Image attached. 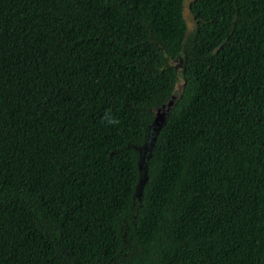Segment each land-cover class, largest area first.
<instances>
[{
  "label": "trees",
  "instance_id": "16d2710c",
  "mask_svg": "<svg viewBox=\"0 0 264 264\" xmlns=\"http://www.w3.org/2000/svg\"><path fill=\"white\" fill-rule=\"evenodd\" d=\"M0 264H264V0H0Z\"/></svg>",
  "mask_w": 264,
  "mask_h": 264
},
{
  "label": "water",
  "instance_id": "95a60500",
  "mask_svg": "<svg viewBox=\"0 0 264 264\" xmlns=\"http://www.w3.org/2000/svg\"><path fill=\"white\" fill-rule=\"evenodd\" d=\"M175 97L176 95H173V98L167 104H164L162 107L157 109L156 118L150 127L148 138L146 142L139 147V151H140L139 167L141 171V177L137 185L138 196L142 195L143 186L148 179V160L152 155V151L156 142L157 135L166 122L167 115L169 114L174 104Z\"/></svg>",
  "mask_w": 264,
  "mask_h": 264
},
{
  "label": "rangeland",
  "instance_id": "374dc122",
  "mask_svg": "<svg viewBox=\"0 0 264 264\" xmlns=\"http://www.w3.org/2000/svg\"><path fill=\"white\" fill-rule=\"evenodd\" d=\"M182 85H183V79H182V75L180 74L179 81H178V84H177V90L179 92L182 90Z\"/></svg>",
  "mask_w": 264,
  "mask_h": 264
}]
</instances>
